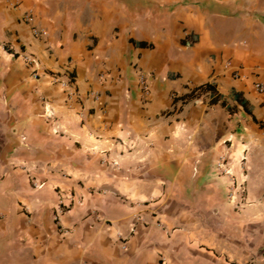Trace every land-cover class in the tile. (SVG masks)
Masks as SVG:
<instances>
[{"label": "crops", "instance_id": "crops-1", "mask_svg": "<svg viewBox=\"0 0 264 264\" xmlns=\"http://www.w3.org/2000/svg\"><path fill=\"white\" fill-rule=\"evenodd\" d=\"M261 83L264 0H0V264H264Z\"/></svg>", "mask_w": 264, "mask_h": 264}, {"label": "built area", "instance_id": "built-area-1", "mask_svg": "<svg viewBox=\"0 0 264 264\" xmlns=\"http://www.w3.org/2000/svg\"><path fill=\"white\" fill-rule=\"evenodd\" d=\"M24 17L28 21H31L32 20V16L30 14H28V13ZM32 32L36 36H45L46 33H47L44 29H39V28H35V27L32 29ZM23 59L26 62H28V63H33V64L36 63L35 60L32 58V56L30 54H28V53L23 54ZM227 65H230V62H227ZM235 75H237V71H235ZM147 77H148V74L145 73V72H139V74H138V82H139L138 84L140 85V87H141V89L143 91V94L145 96H147V94L149 92L148 91L149 84H148V78ZM59 81L61 82L62 85H65V84L67 85L68 84V82H66V81L65 82L64 81H61V80H59ZM256 88L259 91H263L264 90V84H262V83L261 84H257L256 85ZM218 166H220V162L218 163ZM34 186L41 187L42 184L41 183H39V184L34 183ZM233 193H234L233 190H230V192L228 193V197H229L230 200H232L233 197H234L233 196Z\"/></svg>", "mask_w": 264, "mask_h": 264}]
</instances>
